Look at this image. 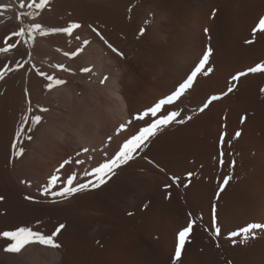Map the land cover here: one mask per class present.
<instances>
[{
	"label": "rangeland",
	"instance_id": "rangeland-1",
	"mask_svg": "<svg viewBox=\"0 0 264 264\" xmlns=\"http://www.w3.org/2000/svg\"><path fill=\"white\" fill-rule=\"evenodd\" d=\"M123 1L126 3L121 2L118 13H113L111 8L104 11L113 17L108 13L105 17L103 13L101 18L100 14L102 22L95 20L98 24H94L104 40L123 53L124 59L113 53L104 40L91 31V23L85 21L77 11L57 15L49 13L53 16L50 19L54 21L56 18L55 24L49 20L48 14L45 19L40 16L41 12L36 15L37 10L27 6L32 0L12 1L19 9L20 18L29 14L30 20L25 22L21 19L19 28L23 29L24 36L17 37L14 34L16 28L12 27L9 41L6 38L0 44V54L3 50L4 55V59L0 58V62L4 61L3 67L0 66V197L3 198L0 200V220L14 215L13 218L16 216L15 219L26 221L27 226L35 224L45 235H52L59 225H65L55 237L60 245L55 250L63 253V264H172L176 234L187 226L191 213L197 223L192 229L191 243L185 246L183 264H200L205 256L206 264H212L209 259L214 253H217L219 260L222 259L220 264H229L223 252L217 251L219 249L213 238L215 219L212 207L216 206L217 213L219 206L229 197L228 200L237 197L242 182L258 169L254 156L262 151L264 154V92L261 91L264 89V73L241 77L232 93L214 101L204 112H199L198 108L209 96L227 91L231 75L264 62V33L258 32L252 44L245 43L252 39V29L264 17V0ZM21 4L25 6L21 7ZM72 15L76 18H70ZM62 16L64 19H61ZM66 17L69 19L66 20ZM76 19L80 21L79 25L82 24L81 29L77 28L79 33H58L63 36L67 34V42L64 38L62 40L66 43L64 46L68 45L64 47L66 49L57 47L55 50L45 43V34L43 36L33 28L39 23L45 33L62 29L65 20L67 26L64 23L63 28H66L71 21L76 23ZM84 22L89 25L83 26ZM29 32L32 33L31 37L27 35ZM197 36H202L203 41L198 40ZM84 41L88 43L84 44ZM18 46L25 50L26 55L19 59L18 64L12 62L8 67L6 53L11 52L9 48L12 52L18 50ZM208 47H211L212 55L206 67H214L213 73L207 77L198 76L197 82L181 98V102L169 106L181 111L184 123H173L159 132L140 157L119 169L117 177L105 185L78 192L67 199L53 195L63 187L62 183H57L52 191H45L47 181L53 175L66 181L68 176L76 173L75 183L87 180L81 175L83 171L102 162L105 152L108 156L114 154L129 134L121 132L116 135L119 125L173 91ZM77 49H82V52L77 53ZM16 53L14 51L15 57ZM245 61L250 63L241 66V69L240 65ZM32 68L39 70L40 76H36L37 70L34 72ZM84 68L92 69L91 73L82 72ZM31 71L41 82L35 94L27 86L24 87V75ZM170 73H173L172 76ZM48 76L54 79L50 82L46 78ZM56 79L65 83L56 86ZM21 82L24 88L19 86ZM49 83L52 84L51 90ZM195 104L197 108H192ZM41 108L48 111L41 112ZM37 115L41 121L33 125L31 121ZM188 116L192 118L187 120ZM241 117H246L243 124ZM21 128L24 131L17 138L16 133ZM237 131L241 135L233 139ZM222 133H226L223 141ZM109 136L112 137L111 141L108 140ZM21 148L23 155L16 157L14 152ZM85 148L89 150L86 153L82 152ZM221 153L223 165L220 164ZM69 159L72 163L61 168V164ZM76 160L85 163L78 165ZM232 161H235L234 167L230 166ZM31 170L40 175L34 181L28 176ZM188 173L192 174L191 177H188ZM173 176L179 177L178 183L172 182L170 177ZM225 176H231V180L220 192L219 200L217 192ZM165 185L171 187L165 188ZM23 187L41 190L44 194L52 193L53 204L32 207L29 204L33 202L32 199H25L29 197L28 191L24 190L26 193L22 194L18 191ZM169 194L170 198L166 199ZM144 205H147V209Z\"/></svg>",
	"mask_w": 264,
	"mask_h": 264
},
{
	"label": "bare ground",
	"instance_id": "bare-ground-1",
	"mask_svg": "<svg viewBox=\"0 0 264 264\" xmlns=\"http://www.w3.org/2000/svg\"><path fill=\"white\" fill-rule=\"evenodd\" d=\"M13 0H0V5H10L11 6V11H5L3 9H0V44L1 42L7 38V40L9 39L8 37H11L12 35L10 33H12L11 28L15 27L16 29L14 31L19 32L21 29V19L20 15L18 14L17 10H19L18 8L15 7V5L13 4L14 2H12ZM16 2V1H15ZM121 2H125L123 0H50L47 2L46 7L44 8L43 11H41V15L43 18H45V16L47 15L48 18L52 15H49V13H52L53 15H57V13H68L69 11H77L78 13H80V15L82 14V18H84L85 21H87L88 23H91L90 28H92V32L93 28L96 29L95 24L99 21L102 22V15L104 13L105 17L107 16L108 12H104L105 10H108V8H111L112 12H116L120 9V4ZM126 3V2H125ZM135 3V2H134ZM245 3V2H244ZM109 4V5H108ZM125 5V4H124ZM109 6V7H108ZM34 8V7H33ZM28 9V8H27ZM244 9V8H243ZM262 10H264V5L262 6ZM21 11V10H20ZM27 13L28 10H26ZM25 11V12H26ZM49 11V12H48ZM129 11V10H128ZM254 11V10H253ZM263 12V11H261ZM96 13V14H95ZM254 13V12H253ZM256 13V12H255ZM69 14V13H68ZM100 14H101V18H100ZM109 14V13H108ZM258 14V13H257ZM59 15V14H58ZM62 15V14H61ZM112 16V14H109ZM108 15V16H109ZM117 15V14H116ZM120 15V14H119ZM260 15V12H259ZM39 16V20L41 19ZM67 16V15H64ZM64 16H62L61 19H64ZM70 16V15H69ZM79 16V15H78ZM114 16V15H113ZM112 16V17H113ZM55 17V16H54ZM104 17V19H105ZM116 17V16H115ZM202 17V16H201ZM249 17V16H248ZM254 17V14H253ZM47 18V17H46ZM45 18V19H46ZM53 18V16H52ZM52 18L49 20H52ZM59 18V17H57ZM70 18H74L73 15ZM76 18V17H75ZM74 18V19H75ZM80 18V17H79ZM78 18V20H80ZM100 18V19H99ZM235 18V17H234ZM60 19V20H61ZM69 19L66 17V20ZM72 19V20H74ZM109 19V18H108ZM112 19V18H111ZM116 18H114L113 20H115ZM195 19V18H194ZM200 19V18H199ZM238 19V18H237ZM252 19V18H251ZM25 22H28L30 20L29 18V14L23 15V19ZM65 20V22H66ZM77 20V19H76ZM75 20V21H76ZM78 24L80 21H78ZM95 20L97 22H95ZM198 20V19H197ZM206 20V19H205ZM204 20V21H205ZM34 21V20H33ZM37 21V20H36ZM53 21V20H52ZM51 21V22H52ZM55 20L53 21L55 23ZM63 21V20H62ZM106 21V20H105ZM193 21V20H192ZM191 21V22H192ZM196 21V20H195ZM240 21V20H239ZM31 22V21H30ZM50 22V23H51ZM52 22V23H53ZM64 22V23H65ZM70 22V21H69ZM76 22V23H77ZM95 22V24H94ZM107 22V21H106ZM202 22V21H201ZM201 22H199V25L202 26V24H200ZM237 22V21H236ZM33 24L35 23L32 22ZM49 23V22H48ZM51 23V25H52ZM63 23V22H62ZM63 23V25H64ZM67 23V22H66ZM65 23V25H66ZM74 23L71 21V24ZM86 23V24H88ZM100 23V22H99ZM203 23V22H202ZM238 23V22H237ZM236 23V24H237ZM252 23V22H251ZM31 24V23H30ZM56 24V23H55ZM85 22L83 23L84 26ZM85 24V25H86ZM98 24V23H97ZM106 24V23H105ZM104 24V25H105ZM49 25V24H48ZM60 24L58 23V26ZM63 25L61 28H63ZM69 25V23H68ZM82 25V24H81ZM89 25V24H88ZM103 25V26H104ZM240 25V24H238ZM237 25V28H238ZM17 26V27H16ZM56 26V25H54ZM67 26V25H66ZM87 26V25H86ZM85 26V27H86ZM20 27V28H19ZM57 27V26H56ZM55 27V28H56ZM65 27V26H64ZM251 27V26H250ZM48 28V27H47ZM46 28V29H47ZM58 28V27H57ZM60 28V27H59ZM80 28V27H79ZM102 28V27H101ZM194 28V27H193ZM52 29V28H51ZM81 29V28H80ZM8 30V31H7ZM101 30V29H100ZM199 30V28H198ZM203 30V29H202ZM244 30V29H243ZM11 31V32H10ZM49 31V30H48ZM80 31V30H79ZM241 31V30H240ZM10 32V33H9ZM15 32V33H16ZM73 34L70 35H74V32H76L75 34L79 33L78 29L75 31H72ZM9 33V35L7 36V34ZM14 33V34H15ZM59 32H52L51 30L49 32H45V36L43 37L45 39V43H47L49 46L55 48L58 47L59 49H66L64 47L68 46H64V40L67 42V34L63 36V34H58ZM96 33V32H94ZM197 33V32H196ZM200 33V32H199ZM238 33V32H237ZM13 34V35H14ZM70 35H69V39H70ZM97 36V34H95ZM93 35V37L95 36ZM103 35V34H102ZM207 35V34H206ZM7 36V37H6ZM92 36V35H91ZM208 36V35H207ZM216 36V35H214ZM77 37V36H76ZM220 37V36H219ZM64 38V39H63ZM75 38V37H72ZM99 38V36H98ZM213 38V37H212ZM229 38V37H228ZM233 38V37H232ZM247 38V37H246ZM257 38V37H256ZM196 39V38H195ZM197 39L200 41H203L202 36H197ZM11 40V39H10ZM218 40V39H217ZM9 41V40H8ZM70 41V40H69ZM75 41V39L73 40ZM191 41V40H190ZM216 41V40H215ZM5 42V41H4ZM3 42V43H4ZM13 42V41H12ZM188 42V41H187ZM208 42V41H207ZM17 43V42H15ZM71 43V42H70ZM73 43V42H72ZM76 43V42H74ZM192 44L194 43V41L192 40L191 42ZM8 44V43H7ZM39 44V43H38ZM66 44V43H65ZM187 44V43H186ZM5 45V44H4ZM72 45V44H71ZM74 45V44H73ZM190 45V44H188ZM7 46V45H6ZM10 46V45H9ZM76 46V45H75ZM75 46H70V47H74ZM187 47V45H185ZM196 46V45H195ZM207 46V45H206ZM1 47V45H0ZM11 47V46H10ZM36 47V46H35ZM34 47V48H35ZM38 47V46H37ZM36 47V48H37ZM175 47V46H174ZM177 47V46H176ZM194 47V46H193ZM249 47V46H248ZM9 48V47H8ZM16 48V45L15 47ZM19 48V46L17 47ZM36 48L34 50H36ZM77 48V47H76ZM191 48V47H190ZM263 48V47H262ZM11 52H7L4 51L8 56L7 59H9V62L7 63V66H11V63L14 62L17 63L19 61L20 58L24 57V55H26L24 53V51L22 49H16L14 50L15 53L17 51V55L16 57L14 56V51L12 52L11 48H9ZM72 49V48H71ZM180 50H182V48H179ZM183 49H185V47H183ZM189 50V48H187ZM187 49L185 51H187ZM232 50V49H231ZM242 50V49H241ZM240 50V51H241ZM40 52V49L38 50ZM37 51V52H38ZM67 51V50H66ZM74 51V49H73ZM168 51V50H167ZM175 51V50H174ZM191 51V50H189ZM248 51V50H247ZM259 51V50H258ZM261 51V50H260ZM259 51V52H260ZM38 52V53H39ZM82 52V51H81ZM80 52V53H81ZM176 52H180V51H176ZM245 52V51H244ZM3 53V50H2ZM0 54V58L2 59L4 57L3 54ZM9 53V54H8ZM34 53V52H33ZM36 53V52H35ZM34 53V54H35ZM37 53V54H38ZM184 53V52H183ZM189 53V52H188ZM250 52L248 51V54ZM255 53V52H254ZM258 53V52H257ZM167 54V53H166ZM175 54V52H174ZM177 54V53H176ZM180 54V53H179ZM187 54V53H186ZM225 54V53H224ZM246 54V53H245ZM33 55V54H32ZM172 55V54H171ZM189 55V54H187ZM215 55V54H214ZM31 56V54H30ZM176 56V55H175ZM185 56V55H184ZM196 56V55H195ZM218 56V55H217ZM249 56L252 57V55L250 54ZM248 56V57H249ZM35 57V56H34ZM187 57V56H186ZM192 57V56H191ZM243 57V56H241ZM33 58V56H32ZM31 58V59H32ZM163 58V57H162ZM182 58V57H180ZM247 58V57H246ZM250 58V57H249ZM4 59V58H3ZM24 59V58H23ZM35 59V58H34ZM188 59V57H187ZM254 59V58H253ZM252 59V60H253ZM11 60V62H10ZM157 60V59H156ZM177 60V58L175 59ZM186 60V58H185ZM190 60V57H189ZM193 60V59H191ZM249 60V59H248ZM251 60V59H250ZM21 61V60H20ZM174 61V60H173ZM179 61V60H178ZM4 62V61H3ZM0 62V66H2L4 63ZM159 62V61H158ZM19 63V62H18ZM17 63V64H18ZM177 63V62H176ZM180 63V62H179ZM177 63V64H179ZM189 63V62H188ZM192 63V62H191ZM223 63V62H222ZM250 62H244L240 65V68L242 69L243 66L247 65ZM26 64V63H25ZM186 64V63H185ZM21 65V64H20ZM19 65V66H20ZM172 65V64H171ZM181 65V64H180ZM179 65V66H180ZM220 65V64H219ZM222 65V64H221ZM6 66V65H5ZM18 67V65H16ZM30 66V65H29ZM27 66V67H29ZM36 66V65H35ZM39 66V65H38ZM158 66V65H157ZM179 66L175 67L178 68ZM183 66V65H182ZM242 66V67H241ZM3 67V66H2ZM15 67V68H17ZM22 67V66H21ZM168 67V66H167ZM247 67V66H246ZM23 68V67H22ZM25 68V67H24ZM153 68V67H152ZM169 68V67H168ZM183 68V67H182ZM188 68V67H187ZM214 68V67H213ZM219 68V67H218ZM21 68H19L20 70ZM33 69V68H32ZM36 69V68H35ZM170 69V68H169ZM18 70V69H17ZM37 70V69H36ZM35 70V71H36ZM167 70V68H166ZM180 70V69H179ZM178 70V71H179ZM188 70V69H187ZM221 70V69H220ZM238 70V69H237ZM8 71V69H6V72ZM34 71V69H33ZM34 71V72H35ZM169 71V70H168ZM219 71V70H218ZM223 71V70H222ZM9 72V71H8ZM34 72L31 71V73H29L28 75H24L25 76V83L24 87L27 86L32 92L37 93L39 91L38 85L41 84L40 80L36 79L37 77H34V75H32ZM180 72V71H179ZM184 72V71H183ZM187 72V71H186ZM217 72V71H216ZM224 72V71H223ZM10 73V72H9ZM25 73V72H24ZM37 73V75L35 74ZM34 74L36 76L39 75V70H37V72H35ZM152 73V72H151ZM175 73V72H174ZM189 73V72H188ZM221 73V72H220ZM173 73H170V75L172 76ZM179 76L181 75L178 74ZM27 76V78H26ZM40 76V75H39ZM178 76V77H179ZM184 76V75H183ZM42 77V75H41ZM44 77V76H43ZM150 77V76H149ZM157 77V76H156ZM165 77V76H164ZM201 77V76H200ZM222 77V76H221ZM160 78V77H159ZM223 78V77H222ZM168 79V77H167ZM220 79V76H219ZM225 79V78H224ZM170 80V79H169ZM175 80V78H174ZM179 80V79H178ZM221 80V79H220ZM38 81V82H37ZM40 82V84H38ZM197 82V81H196ZM23 82L20 83L19 86H21ZM150 83V82H149ZM159 83V82H158ZM205 83H207L205 81ZM149 85V84H148ZM205 85V84H204ZM154 86V85H152ZM22 87V86H21ZM22 87V88H24ZM163 87V86H162ZM174 87V86H173ZM26 88V87H25ZM216 87H214L215 89ZM219 89V87L217 88ZM236 90V89H235ZM117 91V90H116ZM118 92V91H117ZM151 92V91H150ZM117 96L119 94H116ZM121 96V95H120ZM229 97V96H228ZM203 98V97H202ZM197 104H195L192 108H197ZM211 107V106H210ZM226 109V108H225ZM215 112V111H214ZM228 112V111H227ZM215 116V115H214ZM205 118V117H204ZM198 119V118H197ZM194 122V121H193ZM250 124V123H249ZM254 124V123H253ZM212 125V124H211ZM205 127V126H204ZM217 127V126H216ZM219 127V126H218ZM246 128V127H245ZM253 128V127H252ZM201 129V128H200ZM205 129V128H204ZM213 129V128H212ZM216 129V128H215ZM248 129V128H247ZM201 131V130H200ZM245 131V130H244ZM196 133V132H195ZM251 136V135H248ZM247 136V137H248ZM228 137V136H227ZM246 137V136H245ZM250 138V137H248ZM255 138V137H254ZM217 139V138H216ZM233 140V139H232ZM242 140V138H241ZM253 140V139H252ZM256 140V139H255ZM264 141V140H263ZM213 142V141H212ZM230 142V141H228ZM243 142V141H242ZM252 142V141H251ZM255 142V141H254ZM202 143V142H200ZM241 143V142H240ZM260 143V142H259ZM262 143V142H261ZM264 143V142H263ZM206 144V143H205ZM246 144V142H245ZM258 145V143H257ZM260 145V144H259ZM258 145V146H259ZM211 146V145H210ZM236 146V145H235ZM234 146V147H235ZM227 147V146H226ZM229 147V146H228ZM246 148V147H245ZM263 148V147H261ZM226 149V148H224ZM260 149V148H259ZM217 150V149H216ZM244 150V149H243ZM225 151V150H224ZM260 151V150H259ZM248 152V151H247ZM256 152V150H255ZM263 152V151H262ZM262 152H258L257 156H254V160L256 159V163L258 164V169L256 170V173L253 174L251 177H245V181L242 182L241 187H239V191L236 194V198L234 197V199H227V202H225L224 204L219 206V210H217L216 213V218L214 221V227L213 230L215 232V229L218 227L220 229V234L219 236L214 235L213 238H215V243L218 247L219 250L217 251H222L224 254V259L225 260H229L230 263L229 264H264V227H261L259 229H255V236L254 238H250L248 240H246L245 242L241 243V239L242 236L241 235H236L234 236L233 233H242V230L248 228L250 225L253 224H259L261 226H264V154ZM241 153V152H240ZM257 153V152H256ZM205 154V153H204ZM216 155H214L215 157ZM241 156V155H240ZM243 156V155H242ZM246 156V155H245ZM201 158V157H200ZM211 158V157H210ZM243 158V157H242ZM245 158V157H244ZM243 158V159H244ZM246 159V158H245ZM244 159V160H245ZM250 159V157H249ZM247 159V161L249 160ZM252 159V158H251ZM203 161V160H202ZM211 161V160H210ZM249 162V161H248ZM254 163V161H252ZM214 163V162H212ZM251 163V162H250ZM243 164H245L243 162ZM248 164V163H247ZM202 165V164H201ZM252 165V164H251ZM255 165V164H253ZM252 165V166H253ZM200 166V165H199ZM247 166V165H244ZM188 167V166H187ZM249 167V166H248ZM245 168V167H244ZM247 168V167H246ZM251 168V167H250ZM254 169V168H253ZM252 169V170H253ZM187 170V169H186ZM251 171V170H250ZM247 172V171H246ZM254 172V171H253ZM246 174V173H245ZM248 175V174H246ZM251 175V174H250ZM25 176V175H24ZM31 180H36L37 177H39L40 175H38V173L35 170H31V173L29 172L28 175ZM198 176V175H197ZM222 176V175H221ZM244 177V176H243ZM198 179V178H197ZM234 179V178H233ZM223 181V180H222ZM219 182V181H218ZM222 183V182H221ZM240 185V184H239ZM210 188V187H209ZM238 188V186H237ZM44 189V188H43ZM216 189V188H215ZM24 190H27L29 193V197H32V203H29L32 207L33 206H43L42 204L45 203V205H52V193H47L44 194L41 192V190H34V189H30V188H20L18 189V191L22 194V193H26ZM208 190V189H207ZM214 190V189H213ZM219 190V189H218ZM234 190V188H233ZM237 191V190H236ZM232 192V191H230ZM209 193V192H207ZM233 193V192H232ZM236 193V192H235ZM212 194V193H211ZM222 194V193H221ZM229 194V193H228ZM234 194V193H233ZM231 195V193H230ZM201 196V195H200ZM210 196V195H209ZM215 197V196H214ZM220 198V196H219ZM233 198V197H232ZM225 199V198H224ZM216 200V199H215ZM220 200V199H219ZM54 201V200H53ZM214 201V200H213ZM196 203V202H195ZM211 203V202H210ZM203 204V203H202ZM214 204V202H213ZM219 204V203H218ZM197 206V205H196ZM210 206V205H209ZM8 207V206H7ZM30 207V206H29ZM37 208V207H36ZM206 209V208H205ZM24 210V209H23ZM193 210V209H192ZM207 210V209H206ZM20 211V210H19ZM21 212V211H20ZM23 213V212H21ZM25 213V212H24ZM10 214V213H9ZM7 214V215H9ZM20 214V213H18ZM196 214V213H195ZM12 215V214H11ZM17 215V214H16ZM22 215V214H21ZM26 215V214H25ZM18 216V215H17ZM24 216V215H23ZM21 216V217H23ZM206 216V215H205ZM7 217L5 220H0V233L4 232V231H12L15 230L19 227H28V228H32L34 231H39L38 230V226H36L35 224L30 226H27V224H25V222L17 220L15 218H17L14 215L11 218L10 216H5ZM10 217V218H9ZM20 217V218H21ZM239 217V218H238ZM3 219V218H2ZM22 219V218H21ZM209 221V220H208ZM31 222V221H30ZM28 223V222H27ZM33 224V223H32ZM206 224V223H205ZM206 227V226H205ZM244 228V229H243ZM176 231V230H175ZM174 231V232H175ZM199 233V232H198ZM197 233V234H198ZM212 238V239H213ZM172 241V240H171ZM234 242V245H232V243ZM9 243V241L0 238V264H63L64 258H63V253L58 252V250L55 249H50L46 250L45 248H43V246L40 245H30L27 246V250H22L21 254H8L5 253L3 251V248L7 246V244ZM235 246V247H231ZM242 245V246H241ZM194 248V247H193ZM194 250V249H193ZM219 252V253H220ZM187 253V252H186ZM194 254V253H193ZM185 255V253H184ZM196 256V255H195ZM67 257V256H66ZM185 258V256H184ZM203 258V257H202ZM206 258V256H205ZM203 258L201 259L200 264H206V259ZM219 256H217V253L212 254V256L210 257V263L212 264H220V260L222 259H218ZM221 258V257H220ZM65 263V262H64ZM161 264V263H160Z\"/></svg>",
	"mask_w": 264,
	"mask_h": 264
},
{
	"label": "snow or ice",
	"instance_id": "snow-or-ice-1",
	"mask_svg": "<svg viewBox=\"0 0 264 264\" xmlns=\"http://www.w3.org/2000/svg\"><path fill=\"white\" fill-rule=\"evenodd\" d=\"M47 0H32L31 4H28V7H34L37 12L36 15H39L41 11L44 10L46 7ZM24 4H21V7H24ZM0 9L5 11H11L10 5H0ZM23 15V14H21ZM215 15V11L213 12V16ZM35 18V17H33ZM81 27V25L77 23H72L70 26L62 29H52V32H65L71 34L74 29ZM34 30L39 31L41 35H44V30L41 28L39 23L33 26ZM93 31L96 32L98 36L102 40L104 37L102 34L95 28ZM143 31V30H142ZM208 30L205 29V33L207 34ZM264 33V17L259 19L256 27L252 29V39L246 40V44H252L255 41L257 33ZM15 35L17 37L24 36L25 33L23 29L19 32H16ZM29 37H31L32 33H27ZM78 38V37H77ZM88 41H84V44H87ZM104 43L111 49L113 53H116L121 59H124L123 53L119 52L116 48H114L111 44H109L106 40ZM7 50V49H5ZM82 51V49H77V53ZM77 53H73L72 55H76ZM212 55L211 47H208L203 56L199 59V62L193 67L189 74H187L186 78L178 83L173 91L164 95L162 98L158 99L151 107L144 109L143 111L137 113L136 115L132 116L126 123L120 124L119 127L116 129V135H119L121 132H128L129 134L123 139V141L118 145V149L112 154L108 156V153L105 152L104 156L105 159L102 162L96 164V166L91 167V169H85L81 174L82 177H87L88 179L85 180L83 183H75L77 180V174L72 173L70 176L67 177L66 181L61 180V177L57 175L51 176L46 185L45 191H52V189L56 188L57 183H62L63 187L56 192H53V195L60 196L62 198L67 199L70 196H74L78 192L93 190L98 188L102 185L107 184L109 181L113 180V178L117 177L118 170L122 169L125 165H129L130 161L136 160L137 157H140L142 153L149 147L153 138L157 136L159 132L167 128L173 123L182 124L185 122V118L182 117L181 111L173 110V107L169 106H176L178 102H181V98L194 86V82L197 81L198 76H209L213 73L214 69L212 67H206L209 62L210 56ZM82 72L91 73L92 69L84 68L81 69ZM256 73H264V62L258 63L255 66L247 68L245 71L237 72L234 75H231L228 78L227 91L222 92L218 95H211L209 96L198 108L199 112H204L206 109L209 108L210 105L213 104L214 101H218L223 99V97L227 96L229 93H232L235 88L236 84L240 81L241 77L247 76L248 74H256ZM2 78V76H0ZM50 82L54 79L51 76L46 77ZM105 80L107 77L104 78ZM104 81L102 80L101 83ZM235 82V83H233ZM65 81L56 79L55 85L60 86L64 84ZM49 90L52 89V84L49 83L48 85ZM264 92V89H261ZM41 112H47V108H41ZM192 117L188 116L186 119L190 120ZM27 119V118H25ZM246 117H241V123L243 124ZM41 121L40 116H35L31 123L33 125L38 124ZM136 122V123H134ZM31 129H29L30 131ZM24 131L23 128L17 131L16 136L19 138L21 133ZM226 133H222L221 140L223 141L224 136ZM241 133L237 131L233 137V139L240 137ZM29 140L32 139L31 136L28 137ZM108 140L111 141L112 137L109 136ZM13 147L15 148V142ZM23 148L19 149L18 151L14 152L16 157L23 155ZM89 150L87 148L82 149V152L86 153ZM80 155V153H77ZM91 159V158H89ZM150 163H154L153 161H149ZM72 163V160H66L63 164H61V168L64 167L65 164ZM76 164H84L85 161L83 160H76ZM223 153H221L220 164L223 165ZM231 167L235 166V161H232ZM59 171V169H57ZM188 177H191V173L187 174ZM173 183L179 182V177H170ZM231 180V176H225L223 179V183L219 186V190L217 192V199H219L220 192H222L229 184ZM51 186L50 188L48 186ZM171 185H165V188H169ZM170 198L169 196L165 197ZM3 198L0 197V200ZM25 199L31 200L32 197H25ZM144 208L147 209V205H144ZM213 218L216 217V206L213 205L212 207ZM132 213H129L131 215ZM190 219L187 223V226L179 230L175 237V250L174 255L172 256V264H183L182 256L186 251L185 246L188 243H191V233L192 229L196 225V219L192 217V214L189 213ZM65 225L61 224L58 226L56 231L52 235H45L43 232L34 231L32 228L28 227H19L12 231H4L0 233V238H3L9 243L6 247L3 248V251L8 254H21L22 250H27V246L30 245H40L45 248H59L60 245L56 242L55 237L59 234L61 229H63ZM261 226L259 224L250 225L248 228L242 230V233H233L234 236L241 235V243L245 242L250 238H254L255 236V229H259ZM220 229L217 227L215 229L214 235L219 236Z\"/></svg>",
	"mask_w": 264,
	"mask_h": 264
}]
</instances>
